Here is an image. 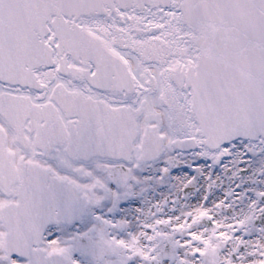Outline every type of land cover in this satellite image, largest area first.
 <instances>
[{
	"label": "snow or ice",
	"instance_id": "snow-or-ice-1",
	"mask_svg": "<svg viewBox=\"0 0 264 264\" xmlns=\"http://www.w3.org/2000/svg\"><path fill=\"white\" fill-rule=\"evenodd\" d=\"M0 264H264V0H0Z\"/></svg>",
	"mask_w": 264,
	"mask_h": 264
}]
</instances>
